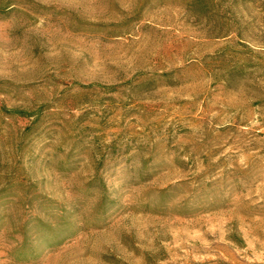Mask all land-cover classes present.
Instances as JSON below:
<instances>
[{
	"label": "rangeland",
	"instance_id": "obj_1",
	"mask_svg": "<svg viewBox=\"0 0 264 264\" xmlns=\"http://www.w3.org/2000/svg\"><path fill=\"white\" fill-rule=\"evenodd\" d=\"M0 264H264V0H0Z\"/></svg>",
	"mask_w": 264,
	"mask_h": 264
}]
</instances>
